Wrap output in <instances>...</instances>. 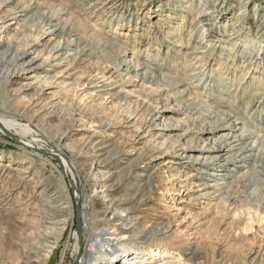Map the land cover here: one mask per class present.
Returning <instances> with one entry per match:
<instances>
[{"label": "bare ground", "instance_id": "obj_1", "mask_svg": "<svg viewBox=\"0 0 264 264\" xmlns=\"http://www.w3.org/2000/svg\"><path fill=\"white\" fill-rule=\"evenodd\" d=\"M16 1H0V129L2 134L14 140L16 148L24 152L23 156H13L0 151V163L9 161L0 164L2 176H14L18 186L10 191L9 197L20 206L27 205L29 201L26 199L33 194L47 198L50 191L36 181L38 173L33 170L36 164L34 158L55 156L71 183L75 184L81 178L92 190L89 201L77 190L75 193L77 200H82L79 222L83 229L77 264H193L202 253L204 238L212 243V237L202 231V218L208 209L199 214L196 201L208 200L213 194L220 193L224 200L232 206L236 205L240 202L236 188L242 189L241 197H252L255 184L264 177V117H253L254 121L259 119L251 124L244 120L240 111L229 108L222 119L200 129L189 145H182L180 141L170 145L172 134L180 126L176 121H167L163 112L152 107L154 98L159 95L156 88L148 84H152L157 74L161 78L179 79L181 68L176 63L168 65L161 59L160 46L155 54L152 49L145 50V60L152 55L155 57L153 63L161 59L158 61L161 64L154 66L134 58L135 43L130 51L127 46L129 39L122 43L113 35L109 37V34L106 35L105 47L108 52L116 51V60L109 61L106 66L95 64V67L77 73V67L84 65L89 54L83 47L85 42L81 34L62 19L66 14L63 5L55 0H46V5L39 0H18L10 12L2 11L3 6ZM78 1L88 4L89 9L94 11L85 14L92 16L96 12L104 25L118 18L117 13L125 7L127 0ZM202 1L204 8L199 16L205 17L210 14L206 10L210 0H200L199 3ZM75 4L70 1V6ZM134 11L136 14L137 11ZM192 11L194 8L189 12ZM131 14L130 10L129 24L133 18ZM23 18L26 21L20 23ZM139 19L137 16L136 20ZM121 20L119 18L118 26ZM8 21L11 22L8 24ZM123 23L127 22L123 20ZM182 24L183 19L178 27ZM27 27L29 31H26ZM208 30L206 28L205 32ZM98 33L103 35L102 31ZM74 37L76 41L71 40ZM178 40L182 44V39ZM208 47L206 45L201 49ZM197 50L200 48L195 47L185 53L187 64L203 53ZM187 64L185 70L188 69ZM256 67L259 68L258 63ZM197 70L202 72L201 68ZM184 85L187 86L184 91L170 97L183 100L190 86L180 79L177 87ZM134 87L144 92L137 95ZM261 100L258 104L263 103ZM88 110L96 115V119L89 116L92 113L87 114ZM185 110L186 107H182L174 114L183 115ZM214 117V112L208 114L209 119ZM47 128L57 138L60 150L70 152L68 159L60 150L43 145L44 140L41 139L43 135L48 137ZM222 130L227 132L219 135ZM188 135L185 131L182 138ZM209 142H214L215 146L205 147ZM194 143L203 145L196 149ZM115 146L120 147L122 156L115 155L112 161H102L101 158ZM41 152L45 155L42 156ZM194 152L198 164L196 171H210L205 182L196 186L200 188L197 191L201 192L199 196H196L193 187L180 183L184 180L182 175L178 178L182 167H173L182 164L176 163L174 158L184 154L189 158ZM177 153L183 155L176 156ZM131 156H137L138 162L129 165L128 174L124 177L120 166ZM239 171V176H236ZM114 177L116 182L108 185ZM177 180L179 183H174ZM133 183L135 187L130 189ZM135 188L136 194L130 195ZM59 202L60 197L54 194L43 203L42 211L54 212ZM146 211L153 215H144ZM62 224V221L56 222V225ZM232 224H238L239 229L241 219L233 217L230 227ZM39 248L36 260L32 257L35 260L33 263L49 264L53 248Z\"/></svg>", "mask_w": 264, "mask_h": 264}, {"label": "rangeland", "instance_id": "obj_2", "mask_svg": "<svg viewBox=\"0 0 264 264\" xmlns=\"http://www.w3.org/2000/svg\"><path fill=\"white\" fill-rule=\"evenodd\" d=\"M39 1L43 2V5L48 4L46 0ZM55 1L63 5V9L65 8L66 14L62 16V19L64 22H68L71 29L81 34L85 42L83 47L89 54L84 65L77 67V73L93 68L95 64L96 66L99 64L106 66L109 65V61L114 62L116 60V51L108 52L105 47L106 38L109 34V37L113 35L122 43L129 39V45L127 46L130 51H132L135 43L134 58L138 61H145V63L148 62L157 66V64H161L158 61L164 59L166 64L174 65L176 63L181 68L179 79L161 78L157 74L152 84H148L154 86L153 89L156 88L155 90L159 95V97L154 98L152 107L157 108L159 112H163L167 121H176L177 123H175L180 126V129L172 134L170 145H173L176 141H180L182 145H189L200 129L208 128L217 119H222L229 108L240 111V115L244 120L249 121L251 124H255L259 119L254 121L253 117H264V110H261L264 107V0H210L206 7L207 12L210 14L205 17L199 16L204 8V1L199 3L200 0H127L125 7L120 8L118 11L116 15L118 18L113 22L107 21L104 25V21L98 18L96 12L95 16L85 14V12H94L89 9L86 3L78 0ZM70 1L76 4L70 6ZM16 4H18V0L14 4L3 6L2 11L10 12ZM193 8L194 11L189 12ZM130 10L133 18L129 24ZM134 10L137 11L136 14ZM137 16L140 18L138 21L136 20ZM119 18L127 23L125 24L121 20V24L118 26ZM182 19L183 24L178 27ZM24 21H26V18L21 19L20 23ZM10 22L8 21V24ZM13 27L15 28L16 25ZM206 28L209 29L207 33L205 32ZM29 30L27 27L26 31ZM98 31H102L103 35L99 34ZM3 36L5 37L6 33ZM178 38L182 39L180 41L182 44H179ZM71 40L76 41L77 39L74 37ZM187 43H189L188 46ZM206 45L209 46L208 49H201ZM159 46L161 47V59L156 63H153L155 60L153 55L152 57L149 56L147 60L144 59L146 57L145 52L148 49H152L153 54H155ZM124 47L126 46L124 45ZM195 47L200 48V50H197L198 53H203L198 54L195 59L189 60L187 64L188 60L184 58L185 53ZM130 55H132L131 52ZM167 56L171 59H168ZM257 63L259 68L256 67ZM186 64L188 69L185 70ZM198 68L202 69L201 73H198ZM180 79L189 84V92L186 93L187 95L185 94L186 97L183 100L181 98L174 100L171 98L174 93L184 91L187 88L186 85L177 87ZM133 91L137 95L144 92L137 87H134ZM260 100L263 101L262 104H258ZM182 107H186L185 113L175 115V111L182 109ZM213 112L215 117L209 119L208 114ZM87 114H91L89 116L96 119L93 112L88 110ZM185 131H188L189 135L182 138ZM226 132L222 130L219 135ZM37 133L42 137L41 132L37 131ZM50 133V128H47L48 137L43 135L44 138H40L44 140L43 145H46V148L53 147L55 150H60L57 138H54ZM14 144V140L2 134L0 129V151L8 155L23 156L24 152L16 148ZM202 145L203 143H194L193 147L197 149L201 148ZM206 146L212 148L215 143L209 142ZM60 151L65 154L67 159L71 156L68 151ZM192 154V157L188 158L185 154L177 153L176 156H183L174 158V161L182 164L173 165V167H182V172L179 173L178 178H182L180 177L182 175L184 180L180 183L193 187L196 196H199L201 192L197 191L200 188L196 186H200L205 182V179L210 176V171L197 172L198 164L194 159L196 153ZM115 155L122 156L119 146L111 147L110 152L108 151L101 159L104 162L112 161ZM34 159L36 164L33 170L36 169L35 171L38 173L36 181L40 182H38L39 186L47 187V190L50 191L47 198L33 194L30 199H26V201H29L27 205H17V201L14 202V198L9 197L10 191H13L14 187L16 189L18 187L15 177H5L0 172V264H35L33 262L36 260L37 251L40 250L39 247L53 248V255L48 260L49 264H77L80 257L78 246L81 248L79 238L80 234L83 233V229L81 224L78 223L79 210L77 209L82 200L81 198L77 200L75 193L77 190L85 196L86 201H89L92 190L81 178L76 180L75 184L71 183L72 180L64 173L61 162L56 157L45 156V158H39L40 160L36 157ZM7 161L4 163L9 162ZM137 162V156H131L130 159H127L120 166L122 175L125 177L128 174L129 165H134ZM243 170H246V168ZM262 171L264 172V170ZM236 174V176H239L240 171ZM70 176L72 177L71 173ZM131 178L130 176V182ZM263 178L257 185L255 184V190L252 191L254 195L249 198L241 197V194L243 195L242 189L235 187L236 194L240 197V202L236 205L232 206L231 203H228V200L226 201L223 196H220V193L213 194L208 200L204 198L196 201L199 214L208 209L207 214L202 218V231L205 235L212 237V243L204 238L202 253L199 254L197 261L193 264H264ZM115 182L116 178L110 181L108 185ZM174 183L177 184L179 181ZM193 184L196 185L193 186ZM238 186L240 185L238 184ZM130 187V189L134 188L135 183L131 184ZM130 192V195L136 194V188ZM157 193H155L156 196H158ZM54 194L60 197L58 208L54 212L42 211L43 203L50 200ZM143 214L153 215L149 211ZM233 217L241 219L242 225L240 227L242 228L239 227L238 229V224H232V228L230 227ZM58 221H62L63 224L56 225ZM37 240L38 242H36ZM45 250H48V248H45Z\"/></svg>", "mask_w": 264, "mask_h": 264}, {"label": "water", "instance_id": "obj_3", "mask_svg": "<svg viewBox=\"0 0 264 264\" xmlns=\"http://www.w3.org/2000/svg\"><path fill=\"white\" fill-rule=\"evenodd\" d=\"M42 155H45L43 152H41ZM55 157V156H54ZM77 209L79 210V206L77 207ZM79 212V211H78ZM78 223L80 224L79 222V219H78Z\"/></svg>", "mask_w": 264, "mask_h": 264}]
</instances>
